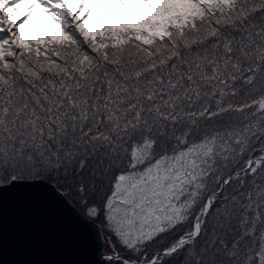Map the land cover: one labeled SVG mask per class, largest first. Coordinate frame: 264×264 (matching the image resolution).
I'll return each instance as SVG.
<instances>
[{"label":"snow or ice","instance_id":"1","mask_svg":"<svg viewBox=\"0 0 264 264\" xmlns=\"http://www.w3.org/2000/svg\"><path fill=\"white\" fill-rule=\"evenodd\" d=\"M21 184L102 232V264H264V0H0Z\"/></svg>","mask_w":264,"mask_h":264},{"label":"water","instance_id":"2","mask_svg":"<svg viewBox=\"0 0 264 264\" xmlns=\"http://www.w3.org/2000/svg\"><path fill=\"white\" fill-rule=\"evenodd\" d=\"M103 244L45 185L0 190V264H102Z\"/></svg>","mask_w":264,"mask_h":264},{"label":"rangeland","instance_id":"3","mask_svg":"<svg viewBox=\"0 0 264 264\" xmlns=\"http://www.w3.org/2000/svg\"><path fill=\"white\" fill-rule=\"evenodd\" d=\"M103 234V233H102ZM104 235V234H103ZM104 248H103V250L107 247V245L104 243V246H103Z\"/></svg>","mask_w":264,"mask_h":264},{"label":"bare ground","instance_id":"4","mask_svg":"<svg viewBox=\"0 0 264 264\" xmlns=\"http://www.w3.org/2000/svg\"><path fill=\"white\" fill-rule=\"evenodd\" d=\"M102 238H103V234H102ZM103 240V239H102ZM104 245V244H103Z\"/></svg>","mask_w":264,"mask_h":264}]
</instances>
